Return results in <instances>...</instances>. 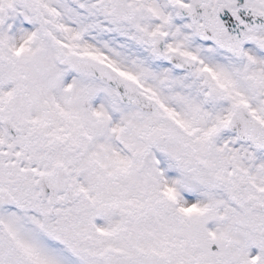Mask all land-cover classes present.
<instances>
[{
	"label": "snow or ice",
	"instance_id": "obj_1",
	"mask_svg": "<svg viewBox=\"0 0 264 264\" xmlns=\"http://www.w3.org/2000/svg\"><path fill=\"white\" fill-rule=\"evenodd\" d=\"M0 264H264V0H0Z\"/></svg>",
	"mask_w": 264,
	"mask_h": 264
}]
</instances>
